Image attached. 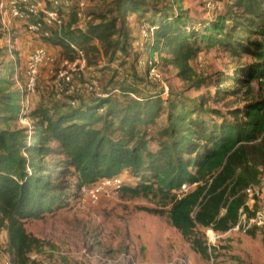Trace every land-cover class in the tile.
I'll return each instance as SVG.
<instances>
[{"label": "trees", "instance_id": "obj_1", "mask_svg": "<svg viewBox=\"0 0 264 264\" xmlns=\"http://www.w3.org/2000/svg\"><path fill=\"white\" fill-rule=\"evenodd\" d=\"M233 2L239 15L229 13L198 32L187 30L181 16L170 18L165 9L157 10L146 0H113L115 9L98 15L85 29L64 22L57 34L43 39L51 40L70 61L75 58L71 46L78 48L87 67H96L101 57L112 61L124 52L120 39L126 37V17L149 12L154 36L146 50L152 56L164 51L168 57L162 61L196 89L202 84L190 63L202 47H222L251 62L237 65L229 79H223L231 81V87H218L215 97L189 106L174 100L164 103L159 96L137 98L130 92L121 100L92 96L54 114L45 108L29 111V119L36 122L29 143L23 129L0 130V232H6L3 253L13 264H27L40 243L26 232L25 222L65 205L61 179L67 175L75 178V191L82 192L101 179L128 172L136 184L122 187L121 197L157 200L162 209L147 212L166 215L203 259L213 251L203 229L226 233L241 213L247 219L254 215L245 205V191L264 176V0ZM231 18L227 27L225 21ZM3 35L0 22V39ZM12 77L8 69L0 79L1 125L15 120L19 112L18 97L10 91ZM227 98H237L240 106L207 105ZM163 115L166 123L158 125ZM53 156L58 160H49Z\"/></svg>", "mask_w": 264, "mask_h": 264}, {"label": "rangeland", "instance_id": "obj_2", "mask_svg": "<svg viewBox=\"0 0 264 264\" xmlns=\"http://www.w3.org/2000/svg\"><path fill=\"white\" fill-rule=\"evenodd\" d=\"M86 1L87 4L81 12L76 4H73L66 14V25L72 23V28L85 29L98 15L115 9L113 0ZM146 1L149 5L156 6L157 10L165 9L164 13L170 18L181 16L187 30L198 32L209 23L226 19L229 13L239 15L233 0H211L212 8L207 7L203 0ZM152 20L149 12L143 16H127L123 27L127 38L120 39L124 52L117 53L112 61L101 57L96 67H90L79 75L74 74L73 81L77 89H80L86 80H94L99 92L112 100H121L124 93L130 92L137 98L159 96L164 103L174 100L186 102L189 106L190 102L198 103L202 98L215 97L218 87H231L232 82H223V79H229L237 65L251 62L248 57L236 58L230 55L222 47H202L201 52L190 63L195 80L199 79L202 84L196 89L192 84L181 81L177 77V71L162 61L168 57L164 51L152 56V53L146 50L149 40L143 37L142 28ZM225 25L231 26L232 18L225 21ZM3 30L4 35L0 39V79L6 77L8 69L13 71V86L10 91L18 97L19 112L15 120L6 125L0 124V130L23 129L29 143L36 125L35 121L29 119V111L45 108L50 114H54L66 107L71 99H76L77 105H81L91 101L92 96L78 92L70 97L57 94L56 75L66 59L61 55L60 48L54 47L51 40L45 41L38 36L27 35L21 23L15 21H11ZM48 31L51 35L58 33L54 28ZM39 47H44L53 56L54 63L41 69L35 94L30 96L29 106L23 108L25 95L21 93L20 85L24 82L26 59ZM143 57L154 60L162 84L150 81L145 70L136 65V60ZM164 85L168 87L167 95L163 94ZM253 85L256 90L259 89L257 83ZM207 105L222 109L239 107L240 103L237 98H227L218 104L208 101ZM165 123L163 115L158 125ZM150 147L155 148V145L151 144ZM49 160L57 161L58 158L53 156L49 157ZM121 175L123 187L136 184V180L128 172ZM263 177H259L254 186H258ZM61 182L66 194L65 205L43 214L39 219H29L25 222L26 232L40 241L31 253L36 259L33 264H264V230L253 226L247 228L241 218L237 226L226 233L202 230L206 243L213 248L210 257L203 259L193 252L190 243L170 226L166 215L147 212V209H162L157 200L141 196L121 197L119 191L117 194L104 195L96 205H90L82 192L75 191V178L67 175ZM260 208L261 203L255 201V206L251 207L250 211ZM251 233L254 235L251 236ZM6 245V232L1 231V254H5L3 252Z\"/></svg>", "mask_w": 264, "mask_h": 264}, {"label": "built area", "instance_id": "obj_3", "mask_svg": "<svg viewBox=\"0 0 264 264\" xmlns=\"http://www.w3.org/2000/svg\"><path fill=\"white\" fill-rule=\"evenodd\" d=\"M207 7L212 8L211 0H203ZM76 4L78 10L83 11L87 4L86 0H0V22L3 28H6L11 21L21 23L27 35L38 36L42 39L49 37V29L55 28L58 31L63 27L66 20V14L73 4ZM79 15V14H78ZM143 37L152 41L154 28L151 25H144L142 28ZM75 52L74 60H63L61 69L57 73L55 82L58 95L70 97L78 92L81 95H90L97 98H108L107 95L99 92V87L94 80H86L77 89L74 83V74H81L89 70L86 64L85 56L81 50L71 46ZM54 63L53 56L44 48L39 47L33 50L27 57L24 68V82L20 85L21 93L25 95L23 108L29 106L30 96L35 94L36 83L41 69ZM136 65L145 70L146 76L150 81L162 84L159 74L156 71L155 62L152 58H139ZM163 94L167 95L168 87H162ZM117 92V91H115ZM71 106L77 105L76 99L68 102ZM123 178L121 175L112 178L101 179L93 185L83 188L82 194L90 205H96L104 195L117 194L123 187ZM247 200L245 205L251 208L254 201L261 203V208L254 212V215L247 219L244 213H241L239 219H243L247 228L253 226L256 229L264 230V177L259 180L258 186H251L246 189ZM239 221V220H238ZM238 224V223H237ZM237 226V225H236ZM235 226V227H236ZM35 256L30 255L27 264L35 263ZM0 264H13L10 256L0 254Z\"/></svg>", "mask_w": 264, "mask_h": 264}]
</instances>
